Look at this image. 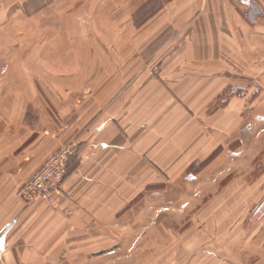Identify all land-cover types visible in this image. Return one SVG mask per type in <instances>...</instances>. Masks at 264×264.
Returning a JSON list of instances; mask_svg holds the SVG:
<instances>
[{"label": "crops", "instance_id": "1", "mask_svg": "<svg viewBox=\"0 0 264 264\" xmlns=\"http://www.w3.org/2000/svg\"><path fill=\"white\" fill-rule=\"evenodd\" d=\"M75 1L0 0V264H104L118 259V234H103L132 230L133 226L128 221L119 225L113 220L110 226L101 221L116 199L117 190L109 185L110 179L126 189V184H132L129 175H134L137 159L134 143L142 144L140 152L150 148L146 138L152 127L153 114L147 104L151 90L158 89L160 99L171 101L168 88L175 93L181 89L179 80L172 79L170 63L184 61V57L204 58L205 53L213 58L214 35L220 32V25L231 33V37H223L228 44L218 37L220 48L228 45L230 51L232 42L242 40V58L264 56V0H206L209 12L205 18L186 23V18L180 17L179 23L166 26L143 51L144 64L158 50L160 59L167 42H185L182 49L178 45L174 59L159 68L157 75L145 64L128 66L125 72L114 64L117 58L105 54L99 56L103 67L99 78L87 83L90 70L86 69L85 51H56L55 47L54 39H68L70 44L69 11ZM167 4L160 5L161 10H166ZM39 31L53 35L50 47L39 40ZM55 56L60 57L57 60L62 62L63 76L56 73L61 66H57ZM91 61L94 66L93 57ZM247 66L249 71L258 72L250 61ZM124 73L123 83L132 82L120 96L119 82L123 80L119 79H124ZM159 78L165 84L164 91ZM228 85L220 87V92ZM191 90L178 96H192L188 93ZM212 96L211 104L218 98ZM145 97L143 105L141 99ZM256 98L244 89L242 98L231 99L226 110L236 113L247 101L251 107ZM60 148H70L71 152L67 176L55 202L42 198L24 202L18 189L49 154ZM116 167H125L120 176L126 178H119ZM117 196L123 201L128 198L119 192ZM130 197L133 199L134 194ZM122 206L128 210L126 216L135 209L126 202Z\"/></svg>", "mask_w": 264, "mask_h": 264}, {"label": "rangeland", "instance_id": "2", "mask_svg": "<svg viewBox=\"0 0 264 264\" xmlns=\"http://www.w3.org/2000/svg\"><path fill=\"white\" fill-rule=\"evenodd\" d=\"M145 1L76 0L69 11L74 21L70 44L68 39H54L56 51H85L86 69L90 70L87 83L99 78L103 70L99 56L105 54L117 58L114 64L121 65L125 72L128 66L145 64L157 75L185 42H167L163 52L166 58L163 55L159 59L156 48L151 61L144 64L143 51L170 23H179L180 17L186 18V23L205 18L209 8L206 0H180L175 4L173 0ZM166 1L169 6L163 11L160 5ZM80 21L83 25L78 24ZM219 28L214 35L213 58L205 53L204 58L184 57V61L170 63L172 79L179 80L178 93L192 89L188 92L192 96L181 98L168 88L171 101L160 99L158 89H152L148 99H141L143 105L147 99L153 114L149 136L145 137L150 148L140 152L142 144L134 143L137 159L134 175H129L132 184L122 188L114 178L109 184L128 198L123 201L116 192L113 206L101 217L109 226L116 220L119 225L128 221L133 227L103 234H118L119 247L118 259L104 264H264V56L242 58V40L232 42L230 51L228 45L220 48L218 37L223 40L231 33L224 32L223 25ZM39 34L44 47H50L53 35ZM53 59L61 66L56 73L63 76L62 62L57 60L60 57ZM248 60L258 72L248 70ZM125 79L124 73V79H119L123 80L119 82L120 96L132 82L123 83ZM227 84L220 92V87ZM164 85L161 82L163 91ZM244 89L257 100L251 107L247 101L238 112L228 113L229 101L242 98ZM211 96L218 97L212 104ZM123 168L114 171L120 176L126 172ZM123 176L119 178H126ZM124 202L135 208L129 216L125 215L128 210H123Z\"/></svg>", "mask_w": 264, "mask_h": 264}, {"label": "built area", "instance_id": "3", "mask_svg": "<svg viewBox=\"0 0 264 264\" xmlns=\"http://www.w3.org/2000/svg\"><path fill=\"white\" fill-rule=\"evenodd\" d=\"M70 152V148H61L51 154L37 172L24 180L18 189V196L26 203L38 198L54 203L67 176Z\"/></svg>", "mask_w": 264, "mask_h": 264}, {"label": "snow or ice", "instance_id": "4", "mask_svg": "<svg viewBox=\"0 0 264 264\" xmlns=\"http://www.w3.org/2000/svg\"><path fill=\"white\" fill-rule=\"evenodd\" d=\"M0 247H2V244H0Z\"/></svg>", "mask_w": 264, "mask_h": 264}]
</instances>
